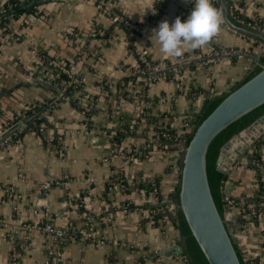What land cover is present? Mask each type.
<instances>
[{"label":"crops","instance_id":"crops-1","mask_svg":"<svg viewBox=\"0 0 264 264\" xmlns=\"http://www.w3.org/2000/svg\"><path fill=\"white\" fill-rule=\"evenodd\" d=\"M6 1L0 0V13ZM112 1L118 11L139 23L133 50L128 49L122 29H113L109 38L92 35L96 28L107 29L112 24L98 9L97 0H36L43 3L35 12L10 23L11 41L0 48V137L6 124H13L7 131L18 123L22 126L0 143V264L13 260L16 264H47L46 246L51 248L55 242L40 229L46 210L59 228L79 227L84 215H90L103 239L98 246L64 241L58 247L64 264H156L159 255L179 264L181 256L165 255L180 240L178 230L169 220L161 229L152 217L159 210H175L171 195L178 184L175 169L181 148L176 144L170 149L172 139L162 140L157 134L169 128L181 136L183 120L198 113L206 99L228 92L255 62L239 56L217 58L216 54L245 51L261 55L264 40L220 26L206 46L185 49L179 58L167 57L153 29L163 20L171 26L177 16L184 22L194 0ZM229 1L221 0L218 8L223 22ZM233 1L241 3L244 16L264 24V0ZM255 30L264 35L263 28ZM39 50L55 59L75 60L72 65L85 93L96 96L91 102L95 112L89 118L55 91L56 70L44 67L53 79H37L40 72L33 67ZM142 51L152 60L182 68L173 78L161 77L151 83L144 93L146 100L136 104L138 96H133L135 100L119 97L122 93L115 83L127 75L135 54ZM103 80L111 84L108 89L99 85ZM138 89L136 85L127 91ZM85 102L86 98L80 99L82 105ZM46 109L49 119L43 116ZM133 123L135 135L112 142V134ZM130 150L135 151L132 157L127 155ZM249 152L250 158L244 157L227 174L226 184L233 183L229 196L255 197L264 189V169L255 164L252 149ZM112 175L116 181L110 185ZM47 181H51L50 188L44 187ZM9 190L18 197L11 199ZM256 226L245 229L234 221L230 230L241 254L259 256L264 264V215ZM257 229H262L263 241Z\"/></svg>","mask_w":264,"mask_h":264},{"label":"water","instance_id":"water-1","mask_svg":"<svg viewBox=\"0 0 264 264\" xmlns=\"http://www.w3.org/2000/svg\"><path fill=\"white\" fill-rule=\"evenodd\" d=\"M32 4L34 0L23 7ZM221 26L264 40L262 33L236 26L227 15ZM238 56L254 61L259 58L258 63L263 66L256 65L227 94L207 105L178 154L175 169L178 184L171 199L180 240H175L177 245L165 255L182 256L184 252L189 264H243L229 228L230 221L240 223L241 219L223 212L214 165L216 160V169L227 175L244 157L250 158L249 151L264 131V56L245 51H223L215 55L217 58ZM39 83L52 87L45 82ZM21 126L22 123H18L6 131L0 143ZM232 188L233 183L226 184L222 189L223 197H228Z\"/></svg>","mask_w":264,"mask_h":264},{"label":"trees","instance_id":"trees-1","mask_svg":"<svg viewBox=\"0 0 264 264\" xmlns=\"http://www.w3.org/2000/svg\"><path fill=\"white\" fill-rule=\"evenodd\" d=\"M29 1L30 0H24L23 2H21V0H7L6 2L3 3L2 6L5 9V11L0 13V26H1L0 27V48L4 43L11 41V39H10V35L12 33L10 31L11 21L21 18L26 13L35 12L37 10L36 8L43 3V2L37 3L36 0H34V4H32L31 6L23 7L24 5L28 4ZM40 1H42V0H40ZM212 4L215 8L218 9L220 7L221 0H214V1H212ZM114 11L119 13V15L122 19L120 21H117V22H112L111 26L107 29H102L100 27L96 28L97 32H102L101 35L97 34L96 37L97 38H100V37L109 38L112 35L113 29L120 28L127 34V39L130 41V44L128 45V49L133 50L134 49L133 36L132 37L129 36V32H133L134 35L137 34L139 32V23L136 21H132L125 14L118 11L117 8H114ZM227 17L233 24H235L238 27L248 28L251 30H255L258 28L264 29V24L261 21L255 20V19H249L248 17L244 16L241 13V3H236L233 0L229 1L228 9H227ZM127 23H128V26L126 25ZM250 24H255L258 28L254 27ZM237 32H240V31H237ZM240 33H242L243 35H248V34H245L243 32H240ZM256 43H257V41H256ZM213 50H214V52L219 51V49L215 45H213ZM38 55H41L43 57V62H42L43 67L55 68L56 70H58L59 78L52 81V84L56 87L55 91H57V93H60L61 89L64 88L63 93L60 95V98L61 99H64L65 97L68 98V100L70 101V103L74 107H76L78 110H82L85 113L86 117L89 118L95 112V110L91 107V102L94 101L96 96L87 95L85 93V90L82 87L83 83H77L76 79H71V78L67 77V75L64 73L65 70H67L73 63H75V60L74 59L73 60L55 59L54 57H50L48 55L47 51H45V50H39ZM260 56H264V54H261ZM231 58L235 59L236 57H231ZM148 59L152 65L160 63L158 61L152 60L151 57H149V56H148ZM258 59L254 62V65L245 74V76L248 73H250L256 65L259 67L263 66L260 63H258ZM139 67L144 68L145 73L143 75H145L147 77H149V76H151V77H153V76H160V77L164 76L167 78H173V75H172L173 71L175 69L180 70L182 68V67H178V66L171 64L169 61H165L164 66L159 70L148 69L147 67H145L143 64H140V63H139ZM37 72H35V71L32 72V76L36 77L38 74ZM76 78L79 79L81 77L77 76ZM62 79L66 83L65 86H62L60 84V80H62ZM136 80H137V74H127L119 82L115 83V87L122 93L121 96H123V97L127 96L128 98H130V100H135V98L138 96L140 102H142V100L145 101L146 100L145 94H144L145 90L148 88V86L151 83L155 82L156 80L150 81L147 84H143L142 81H139L138 83H140L142 85V87H140L138 90H134L133 92H128L127 91L128 87H130V88L136 87V85H137ZM240 81L236 82L231 87V89H233ZM99 85H102L103 88H106V89H108V86H111V84H109V82L106 80L105 81L103 80L102 82H100ZM77 92H78V94L75 95ZM224 94H227V92L215 95V96L210 97L204 101L200 111L193 115V120L191 121L192 130L189 133H187L184 136H178V135H175L174 132L168 128V133L170 134V138H168V139L161 138V139L162 140L172 139L171 140L172 143H170V146H169L170 149L171 148L175 149L176 144L180 145V148H181V146H184L185 139L187 137L191 136L193 129L195 128L198 120L200 119V117L203 114L204 110L206 109L207 105L210 102H212L213 100L217 99L218 97H220ZM134 95L136 96L135 98L133 97ZM82 98H86V100H87V102H85L86 104H84V105H82V103H80V99H82ZM40 120H43V119H40ZM135 126L136 125H134V123L131 125H128V124L123 125L119 131L112 134V142L120 143L124 137L129 136V135H135V128H136ZM159 131H161V130H159ZM22 133H23V131L17 133L16 137H20ZM16 137H14V138H16ZM259 144H264V139H261V140L259 139L257 141V145H259ZM219 150H220V148H219ZM218 153H219V151H218ZM132 154L134 155V153H132ZM217 156H218V154H217ZM216 159H217V157H216ZM253 159L255 160V164H257V166H258L259 164H261L264 161V156L262 155L261 151H254L253 152ZM214 165H215V174H216V178H217V182H218V186H219L222 209L224 212V210L226 208L225 205H226L227 201L222 195V188L224 187L228 178H227V175L225 173H222L216 169V160H215ZM109 179L114 181V182L116 181L115 175H112ZM123 183L125 184V182H123ZM108 186L109 185H107V187ZM176 190H177V188L175 189V191ZM258 193L259 194L264 193V189L261 188ZM258 196L259 195L257 194L255 197H248V198H244V199L253 200V199H257ZM232 198L239 200V198H243V197H233L232 196ZM79 206H80V209L83 210V208H82L83 206L80 203H79ZM152 209L155 210L157 208H152ZM248 211H250V210H248ZM254 211H256V210H251V212H254ZM153 217H154V219L166 218V220H169L172 223V225L178 230V223H177L175 210L172 213H169V212L164 211V210H159L157 213H154ZM178 232H179V230H178ZM235 247L237 249V252H238L243 264H247V261L244 259L243 255L241 254V251L238 249V246L236 243H235ZM48 257H49V260L52 262H54V261L61 262L60 256L57 258V256L50 254ZM181 259L184 261L185 264H189L188 259H187L184 252L181 256ZM254 262L257 263V259L254 260Z\"/></svg>","mask_w":264,"mask_h":264},{"label":"built area","instance_id":"built-area-1","mask_svg":"<svg viewBox=\"0 0 264 264\" xmlns=\"http://www.w3.org/2000/svg\"><path fill=\"white\" fill-rule=\"evenodd\" d=\"M214 1V0H212ZM97 7L100 11L106 13V15L109 16L111 22H117L120 21L122 18L120 17L119 13H117L116 11H114V3L112 0H97ZM3 11H5V9H3ZM128 26V23L126 24ZM254 27H257L255 24H250ZM1 27V26H0ZM120 29V28H119ZM97 34H102V32H97L96 30L92 33L93 36H97ZM129 36H134L133 32H129ZM97 38V37H96ZM126 39H127V34H126ZM130 44V41L127 39V45ZM148 53L146 51H142V52H137L135 54V61L132 65H130L129 67H127V74H137V87H142V85L140 83H138L139 81H142L143 84H147L150 81H155L158 80L161 77L164 76H145L143 75L144 72V68L139 67V63L143 64L145 67H147L148 69L151 70H159L164 66V63H159V64H154L152 65L148 59ZM150 57V56H149ZM42 62H43V57L41 55H37V59L34 63V70L40 72L39 76L37 77L38 80L40 81H46V79H53L52 75L50 72L46 73L47 71H44V67L42 66ZM53 70H56L55 68H53ZM50 71V70H49ZM58 72V70H56ZM42 73V74H41ZM59 73V72H58ZM67 77L71 78V79H76L77 83H80L82 81V78H76V70H75V66L71 65L67 70H65L64 72ZM180 73V70L175 69L172 73L173 77H175L176 74ZM59 78V77H58ZM60 84L62 86H65L66 83L65 81L62 79L60 80ZM64 88L61 89L59 95H61L63 93ZM121 97V95L119 96ZM67 99L68 98H64ZM141 102L138 101L136 102V104H140ZM26 108H30V106L26 107ZM21 116L24 115V113L20 114ZM43 116L47 119H49V113L47 111V109L44 111ZM193 120V116L192 117H186L183 122H182V135L184 136L187 133H189L192 130V123L191 121ZM13 124L8 123L4 126L5 130L7 131V128L12 127ZM160 133V134H159ZM263 133V132H262ZM262 133L258 136V138L256 139V142L253 146L252 151H261V148L264 146V144H259L257 145V141L259 139H263ZM157 138L161 139H168L170 138V134L168 133V128H162L161 131L158 132L157 134ZM257 145V146H256ZM134 150H130L127 155L128 157H132V153H134ZM180 152V151H179ZM264 156V155H263ZM259 166L264 169V161L259 164ZM109 183L110 185L114 184V181L109 179ZM121 187H125V184L122 183V179H119V182ZM226 185V183H225ZM224 185V186H225ZM51 186V181H47L46 183H44V187L45 188H50ZM223 189V188H222ZM258 198L257 199H244V198H239V200L232 198V196H228V197H224L226 199V208L224 210V213H231L232 215H235L236 217L241 219V225L246 229L249 227H257L256 225L258 224V220L259 218L264 215V193L259 194L258 193ZM8 196L12 198L14 197H18L16 196L14 191L9 190L8 192ZM250 210V211H248ZM251 210H256L254 212H251ZM44 217H43V223L40 226V229L43 233L50 235L53 240H54V247H57L56 250H53V246L50 248L48 246H46V250L49 251V254L58 256L60 255V248L59 245L61 246V244L64 241H72V242H77V241H85L90 245L93 246H98L100 244L103 243V239L102 237L98 236L96 233V229H95V223L93 221V218L90 215H84L83 217V222L79 227H66V228H59L57 226H55L53 224V220L54 217L52 216V214L49 211H45L43 213ZM152 219L154 220V218L152 217ZM158 226H160L161 229H164V224L166 222V218H157L156 219ZM243 221V222H242ZM230 222H234V221H230ZM229 228H230V224H229ZM263 231L262 229H257V236L260 237V239L262 238ZM261 241H263L261 239ZM176 246V245H175ZM263 249V248H262ZM261 249V250H262ZM179 257V256H178ZM244 257V256H243ZM244 259L247 261V264H263L261 262V258H259V256L253 257V258H246L244 257ZM257 259V263L254 262V260ZM156 260V264H171L170 262L168 263V260L166 257H164L163 255H159L155 258ZM183 260L179 259V264H183L182 262ZM46 263L47 264H64L63 261L58 262V261H50L49 258L46 259ZM12 264H16V260L12 261Z\"/></svg>","mask_w":264,"mask_h":264},{"label":"clouds","instance_id":"clouds-1","mask_svg":"<svg viewBox=\"0 0 264 264\" xmlns=\"http://www.w3.org/2000/svg\"><path fill=\"white\" fill-rule=\"evenodd\" d=\"M222 23L221 12L213 6L212 0H194V6L184 22L179 16L171 26L163 20L153 33L165 56L179 58L185 49L196 50L210 43Z\"/></svg>","mask_w":264,"mask_h":264},{"label":"bare ground","instance_id":"bare-ground-1","mask_svg":"<svg viewBox=\"0 0 264 264\" xmlns=\"http://www.w3.org/2000/svg\"><path fill=\"white\" fill-rule=\"evenodd\" d=\"M258 129V128H257Z\"/></svg>","mask_w":264,"mask_h":264}]
</instances>
